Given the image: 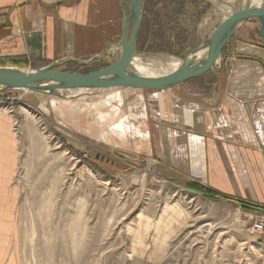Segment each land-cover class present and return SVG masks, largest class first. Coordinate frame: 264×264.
Listing matches in <instances>:
<instances>
[{"label":"rangeland","instance_id":"rangeland-1","mask_svg":"<svg viewBox=\"0 0 264 264\" xmlns=\"http://www.w3.org/2000/svg\"><path fill=\"white\" fill-rule=\"evenodd\" d=\"M143 1L142 38L159 22L174 51L170 53L169 45L158 50L151 43L143 51L136 49L139 60L156 75L168 73L175 59L182 60L245 4ZM254 22L243 24L242 38L264 46L260 21ZM232 47L224 48L212 70L174 90L203 96L216 83L222 95L225 77L219 66ZM120 54L121 48L113 45L101 57L68 69L94 71ZM6 62L28 71L41 65L28 58ZM12 91L21 96L11 109L20 151L12 184L18 196L13 257L19 264H261L264 234L253 230L251 221L264 217V204L240 201L208 185L202 186L214 193L191 190L188 184L197 183H185L182 176L171 182L163 167L149 163L155 145L148 113L157 91L118 87L76 96L64 91L63 98ZM28 92L37 97L26 98ZM140 125L147 135L142 127L143 135L135 137Z\"/></svg>","mask_w":264,"mask_h":264},{"label":"crops","instance_id":"crops-1","mask_svg":"<svg viewBox=\"0 0 264 264\" xmlns=\"http://www.w3.org/2000/svg\"><path fill=\"white\" fill-rule=\"evenodd\" d=\"M129 1L0 0V66L20 68L6 61L28 58L70 71L71 65L101 57L119 45ZM242 37L221 58L222 95L214 83V91L203 96L173 88L150 97L155 148L149 154L155 160L149 163L163 167L171 182L182 176L185 183L264 204V46ZM11 109L0 103V264H19L13 257L18 196L12 184L20 151ZM139 127L135 137L147 135L145 126Z\"/></svg>","mask_w":264,"mask_h":264},{"label":"water","instance_id":"water-1","mask_svg":"<svg viewBox=\"0 0 264 264\" xmlns=\"http://www.w3.org/2000/svg\"><path fill=\"white\" fill-rule=\"evenodd\" d=\"M143 18L144 1L131 0L130 8L126 9L118 45L121 48L120 57L106 67L90 72H77L61 70L58 64L36 71L0 66V86L7 90L23 89L59 98L64 97V91H79L74 95L76 96L81 92L86 94L118 87L163 91L212 70L220 60L224 48L231 45L239 28L251 19L260 21V36L264 42V3L253 6L248 1L242 8L236 7L225 17L211 36L188 51L177 69L160 75H140L133 69L132 61L137 55V39ZM203 51L206 52L205 55L198 56Z\"/></svg>","mask_w":264,"mask_h":264},{"label":"trees","instance_id":"trees-1","mask_svg":"<svg viewBox=\"0 0 264 264\" xmlns=\"http://www.w3.org/2000/svg\"><path fill=\"white\" fill-rule=\"evenodd\" d=\"M150 1H152V0H150ZM158 1H160V0H158ZM155 3L156 2H152V5L150 6L151 10H152V6H154ZM167 11H169V8H167ZM181 12H182V8H180L178 10L177 14H180ZM166 15H167V12H166ZM142 29L143 28L141 26V31H142ZM141 31L139 32L138 39H137V47H136L137 50L143 51L145 44L151 43L152 45H156V48L158 50L162 49L161 46L169 45V47H170L169 50L171 51L170 53L174 54L173 53L174 51L171 48V43H170L171 39H170V37H167L166 32H165L166 28L161 23L158 22V24L156 23L154 25V28L148 29V32L146 31V35L143 38H142ZM259 34H260V32H259ZM152 36H154V38H153L154 40L152 39ZM236 36H237V34H235L233 36V38L231 40L232 44H233V41L235 40ZM142 40H143V42H142ZM262 44L264 45L263 40H262ZM165 50H167V48L164 47V51ZM111 63L112 62L103 63L100 68L106 67V66L110 65ZM45 66H46L45 64H41L39 69L44 68ZM87 72H90V71H87ZM188 188L191 190H194V191H202V192H204V194H207V195L214 193L213 190H210L207 187H204V186L199 185V184H188ZM215 195L218 196L219 194L217 193Z\"/></svg>","mask_w":264,"mask_h":264},{"label":"bare ground","instance_id":"bare-ground-1","mask_svg":"<svg viewBox=\"0 0 264 264\" xmlns=\"http://www.w3.org/2000/svg\"><path fill=\"white\" fill-rule=\"evenodd\" d=\"M250 2L253 6H259L264 3V0H245V4ZM244 2V1H243ZM244 4V5H245ZM205 51L201 52L198 54V56L202 57L205 55ZM181 64L180 59H175L169 66H168V71H174L177 69ZM132 67L133 69L139 73L140 75H146V76H152L156 75V73L147 65H145L143 62L139 60V57H135L132 61ZM164 71V70H163ZM159 74V73H158ZM163 74V73H162ZM160 75V74H159ZM74 94H77L79 91H71ZM85 255V254H84Z\"/></svg>","mask_w":264,"mask_h":264},{"label":"built area","instance_id":"built-area-1","mask_svg":"<svg viewBox=\"0 0 264 264\" xmlns=\"http://www.w3.org/2000/svg\"><path fill=\"white\" fill-rule=\"evenodd\" d=\"M218 64V63H217ZM21 99V96L12 90L4 89L0 86V103L13 106ZM251 227L258 233L264 234V217H258L251 221Z\"/></svg>","mask_w":264,"mask_h":264}]
</instances>
